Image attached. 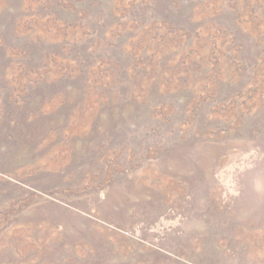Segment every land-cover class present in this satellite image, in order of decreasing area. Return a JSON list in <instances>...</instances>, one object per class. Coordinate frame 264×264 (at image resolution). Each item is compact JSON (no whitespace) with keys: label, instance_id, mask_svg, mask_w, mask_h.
I'll return each instance as SVG.
<instances>
[{"label":"rangeland","instance_id":"374dc122","mask_svg":"<svg viewBox=\"0 0 264 264\" xmlns=\"http://www.w3.org/2000/svg\"><path fill=\"white\" fill-rule=\"evenodd\" d=\"M263 129L264 0H0V264H264Z\"/></svg>","mask_w":264,"mask_h":264},{"label":"trees","instance_id":"16d2710c","mask_svg":"<svg viewBox=\"0 0 264 264\" xmlns=\"http://www.w3.org/2000/svg\"><path fill=\"white\" fill-rule=\"evenodd\" d=\"M231 10H230V12H229V14L228 15H232V14H234V12H236L237 11V9H234V8H230ZM38 58H42V60H41V63L39 64V63H34L31 67H32V69L33 70H36V72H37V69L39 70V71H43L44 72V70L43 69H45L44 67H43V64H44V58L43 57H38ZM49 71V70H48ZM46 72V71H45ZM120 73V72H119ZM84 78L82 79V81L80 80L78 83L80 84V86H81V88H82V92H83V94L85 95L86 94V91H85V86H86V84L89 82V80L90 79H92L91 78V76L89 75V73H85L84 75ZM40 82H42V81H40ZM85 82H86V84H85ZM42 84L43 85H45V83H43L42 82ZM76 97H74V99H75ZM13 114V112H11L10 114H8L6 117H5V120H6V122H8L9 124H11V123H13V120L15 119V122L18 124V123H21V119L18 117V115H12ZM150 114L152 115L148 120H150L149 122H151V123H154V121L153 120H151L152 119V117H153V113H151L150 112ZM148 125H149V123H148ZM150 125H152V124H150ZM262 130V129H261ZM264 130V129H263ZM264 132V131H263ZM136 140H135V143L137 142V141H139L140 139H138V136L135 138ZM133 152H134V154L135 153H137L136 152V146L134 145V148H133ZM50 203L52 204V205H54V206H56V207H59L57 204H55V203H53V202H49V203H46V204H49L50 205ZM160 204H163V203H160ZM11 215H12V213H11ZM12 222L13 223H18V221H17V219H16V215H12ZM217 223V222H216ZM218 224V223H217ZM221 230V229H220ZM216 232V233H215ZM213 233H215L214 235H218V233H217V230L216 231H214L213 232V230L210 232V234H213ZM230 235H231V233L229 234V237H230ZM86 238L87 237H85L84 239H82V241H85L86 240ZM100 242V241H99ZM74 244H77V243H74ZM91 246V247H90ZM89 247H90V249H88V250H85V249H80V247H79V244H77L76 246H74L73 247V250L71 251L72 253H71V255L72 256H75V255H78L79 253H83V255L86 257V258H90V259H92V257H95V258H97L98 256H102L101 254H104V252L102 251V250H100V248L99 247H97V245L96 246H94V244H89ZM57 248H55V250H56ZM61 252V251H60ZM156 254L157 253H159V251H154ZM105 254L106 255H108V256H110L111 258H113V259H116V260H118V258H120V254H119V252L117 251H113L112 249H108L107 250V253L105 252ZM126 258L128 259V257L126 256ZM181 264H190V263H184V262H181Z\"/></svg>","mask_w":264,"mask_h":264}]
</instances>
